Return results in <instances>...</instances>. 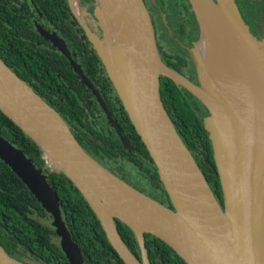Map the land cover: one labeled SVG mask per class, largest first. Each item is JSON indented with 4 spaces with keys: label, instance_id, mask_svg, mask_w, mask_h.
<instances>
[{
    "label": "water",
    "instance_id": "obj_1",
    "mask_svg": "<svg viewBox=\"0 0 264 264\" xmlns=\"http://www.w3.org/2000/svg\"><path fill=\"white\" fill-rule=\"evenodd\" d=\"M95 1L94 16L103 37L89 31L87 35L154 161L174 209L138 191L89 155L63 117L1 58L0 110L41 148L55 171L76 186L125 264H151L145 233L161 239L187 264H264V40L258 41L250 33L235 0H188L202 34L191 50L199 77V85H195L163 62L144 0ZM216 7L224 15L230 36L220 25ZM117 17L125 25L128 46H121L110 34L109 27L114 28ZM41 32L70 57L62 39ZM203 40L207 50L215 45L234 58L242 92L239 105L226 97L207 72ZM161 76L188 90L210 112L204 123L221 178L224 208L167 113ZM215 114L228 127L227 142L219 133ZM0 158L51 214L71 264H85L62 218L59 198L42 171L1 135ZM188 167L203 180L200 188ZM199 190L209 198L200 196ZM116 219L138 236L141 261L124 242ZM0 264L26 263L0 245Z\"/></svg>",
    "mask_w": 264,
    "mask_h": 264
},
{
    "label": "trees",
    "instance_id": "obj_2",
    "mask_svg": "<svg viewBox=\"0 0 264 264\" xmlns=\"http://www.w3.org/2000/svg\"><path fill=\"white\" fill-rule=\"evenodd\" d=\"M35 1L41 7L45 17L53 22L52 24L49 21L50 25L56 28L61 35L68 40H71L72 37L78 39L77 42L69 43L70 48L74 52H78L77 48L80 46L92 48L93 44L89 38H86L84 33L71 35V30L76 29L83 32V29L66 0ZM4 2L0 0V58L22 80L28 83L37 94V84L40 85L37 74L43 79L44 82L41 81L42 83L52 80L61 83L67 76H70L73 72L71 65L66 57L57 54L56 51H49V65L45 66L44 59L38 55L35 42L42 40L49 45L51 43L39 35L34 30L33 25L31 27L28 18L26 21L12 13ZM18 2L21 5L18 7L20 12L30 7L28 0H18ZM182 4L183 0H179V3H176L175 11L178 12ZM80 36H83V38L80 39ZM94 50L95 48H92V51L86 50L82 52L79 49V52L87 56L84 69L94 70L97 75L100 74L99 68H101L104 81H107L110 85L111 82L107 73ZM79 55L80 60L84 62L85 58L81 54ZM167 66L170 67L169 65ZM172 69L176 70L174 67ZM57 73L60 75L59 78L56 75ZM161 96L178 134L205 175L215 197L218 201H221L219 202L221 203L220 205H223L224 193L214 150L208 137L205 123L198 113L201 108L205 109L207 115H210L208 108L192 93L165 76H163L161 84ZM75 101L76 99L73 97L71 90L64 88L62 100L58 101L59 108H55V110L64 120L67 119L69 123L73 121L79 126L86 125L82 120L84 117L82 108L78 107ZM119 104V123H124L122 126L130 134L129 139L152 162L145 144L129 120L120 100ZM88 129L90 130L91 127ZM93 134L99 139L93 140L90 137ZM93 134L89 132L85 136L89 135L95 149L98 147L103 151L105 148L101 145V141L105 142L102 138L106 136L99 133V131H95ZM0 135L22 150L32 160L36 168L40 169L51 183H54L55 188L53 190L59 198V203L62 201V205L67 212V223L72 238L78 244L85 263L125 264L113 249L99 220L80 191L64 174L58 171L51 173L45 169L44 153L41 148L1 110ZM95 155H98V152ZM148 171L150 170L148 169ZM153 175L157 177L156 173ZM46 216L47 212L43 205L22 179L0 158V245L10 256L22 262H24L22 255L28 254L38 257L46 264H70L63 251L52 243L51 233L53 230L42 222ZM122 224L129 235L124 242L134 256L140 260L136 256L140 252V244L135 233L127 225ZM147 240L151 264H187L171 247L159 238L147 235Z\"/></svg>",
    "mask_w": 264,
    "mask_h": 264
},
{
    "label": "flooded vegetation",
    "instance_id": "obj_3",
    "mask_svg": "<svg viewBox=\"0 0 264 264\" xmlns=\"http://www.w3.org/2000/svg\"><path fill=\"white\" fill-rule=\"evenodd\" d=\"M3 1H5L4 4L8 6L9 10L12 13L16 14L19 17H22L24 20L28 18L31 27L33 25L34 30L39 35L43 36L49 43H51L50 46L49 44L43 42L42 40L40 41L37 40L35 42L38 55H40L39 56L40 58L44 59V62L46 64L45 66L49 65L48 64L49 62L48 58L50 57L49 51H53V52L56 51L57 54L66 57L68 63L71 65L73 69L74 73L72 72V74L70 76H67V78L64 79L61 83L55 82L54 80L50 82L42 83L44 82L43 79L41 78L40 75L37 74V79L40 80L39 82L40 85L37 84V91L39 96L42 97L45 102H47L50 106H52L55 109V108H59L58 101L62 100L63 89L64 88L70 89L73 94V97L76 99L75 102L77 103L78 107L82 108V111L84 113V117L82 120L86 125L79 126L77 123H73V121L69 123L67 119L65 120L67 121L71 131L73 132L74 136L77 138L81 146L84 148V150L93 158H95L100 164L106 167L109 171H111L116 176H118L119 178L130 184L138 191L160 202L161 204L171 209H174L170 201V198L163 186V183L160 180L158 170L154 161L152 160L151 162L150 159L145 155V153H143L141 149H138L136 147L135 143H133L129 139L130 134L124 130L122 126L124 123L122 122L119 123L120 121L119 111H118L120 108L119 100L122 106L123 103L115 89L113 82L111 81L108 75L104 63L102 62L96 50L94 51L98 59H100L103 69L107 73V76L111 82L110 85L108 84L107 81H104L103 70L101 68H99L100 74L97 75L95 74L94 70L89 71L88 69L87 70L84 69L87 56L79 52V49L82 50V52H85L86 50L92 51V48L94 49L93 45L92 48L86 46H80L79 48H77L78 52H74V50L70 48L69 43L77 42L78 39L76 37H72L71 40H68L66 37L61 35L56 28L51 26L49 21L52 24L53 22L45 17L44 12L42 11L41 7L36 3L35 0H28L30 7H28L26 10H23V12H20L18 9V7L21 6L18 0H1V2ZM66 1L69 4V7L73 12V14L76 16L77 21L80 24L81 28L83 29V32L76 29L71 30L73 32V33L71 32V35L72 34L81 35L84 33V35L88 39L89 37L87 35V32L89 31L92 32L95 36L102 38L103 31L99 25V22L95 19L94 16L96 1L95 0H66ZM144 1L151 14L152 22L155 29L156 39H157V45L163 62L172 68L173 67L176 68L177 72H179L182 76L188 79L191 83L195 85H199L198 72L194 65L191 50L194 48L195 44H197L196 34L200 31V26L195 14L192 11L191 5L189 4L188 0H183V4L178 9V12L175 11L174 14H172L167 9L168 11L167 15L170 18L169 17L166 18L165 15L162 13L163 12L162 7L161 9L158 8V5L161 2H163V0H155V4L153 0H144ZM176 3H179V0H176ZM238 6L243 13L244 19L250 25L251 30L254 34L253 36H255L257 40L260 41L264 40V36L262 35L259 36L260 33L263 32L264 30V11L261 12L262 13L260 16L261 18L257 16V13L259 12V7L256 4V0H245V2L238 0ZM246 7L252 8L255 14L253 15L246 12L245 11ZM170 27L173 29L174 34L173 32L172 33L170 32L171 31ZM41 29L50 34H56L60 39H62L66 46V49L68 50L70 57L67 56L61 49L56 47L53 42L48 40L46 36L41 32ZM82 38L83 36H80V39ZM79 54H81L82 57L85 58L84 62L80 60ZM76 67H79L80 71H78ZM56 75L58 78L60 77L59 73H57ZM162 80H163V76L161 77V84H162ZM198 113L200 118L204 122L205 118L208 116L205 112V109L200 108ZM90 127L92 131H90L91 129L90 130L88 129ZM95 131H99V133L106 136L105 138H102L104 139L105 142L101 141V145L105 148L103 151L100 150L98 147L97 149H95L94 144L91 141V138L93 140L99 139L95 137L96 135L93 134V132ZM85 132L86 133L91 132L93 135H90L91 138H89V135L85 136L86 134ZM207 134L209 137L208 132ZM123 137L125 138L126 141L123 140L124 139ZM105 139L110 142H107ZM96 152H98V155H95ZM44 167L51 173L56 172L55 170H51L48 167L46 161H44ZM148 169L150 171H148ZM154 173L157 174V177L153 175ZM65 183L68 185L67 182ZM49 184L52 188H55L54 183H51L50 180H49ZM219 202L221 201L219 200ZM222 204L223 205L221 206L224 208V203L222 202ZM60 210H61L62 218L68 230L70 231L67 223V212L62 205V201H60ZM46 212H47V216L42 220V222L47 226H49L51 230H53V232L51 233L52 243L63 251L61 247L60 237L57 235L56 230L53 227V221H54L53 217L47 210ZM116 226L118 227V230L123 240L125 241V239L129 237V235L127 234L123 224L118 219H116ZM133 233L135 232L133 231ZM147 235H152V234L145 233L144 235L147 254L151 260V257L147 249V241H148ZM135 236L137 238V241L139 242L136 233ZM139 249L140 252L137 253L138 255L136 253L135 254L136 256H138V258H140V260H142L143 254H142L141 246H139ZM28 259L37 260L42 264H46L36 256H32V255L30 256L28 254L22 255V260L24 262H26L27 264H33L28 262ZM69 263L71 264V262Z\"/></svg>",
    "mask_w": 264,
    "mask_h": 264
},
{
    "label": "bare ground",
    "instance_id": "obj_4",
    "mask_svg": "<svg viewBox=\"0 0 264 264\" xmlns=\"http://www.w3.org/2000/svg\"><path fill=\"white\" fill-rule=\"evenodd\" d=\"M216 9V14L218 16L220 25L225 29L228 36H230L224 15L220 11V9H218L217 7ZM109 30L112 38H114L121 46L129 45V41L127 39V31L125 30V25L120 17H117V19L115 18L114 28L110 26ZM203 47L204 64L213 82L226 95L227 98L233 99L235 102L234 104L239 105V101L242 98V92L240 79L238 77V71L236 69V66L234 65V58L232 56L222 54L215 47V45L213 46L212 50H207V47H205L204 44V40ZM244 111L246 112L245 109ZM215 123L218 127L219 133L221 134L223 141L227 142L229 133L226 123L220 117H218L217 114H215ZM188 170L191 174L194 175L196 183L200 188L203 180L200 179L197 174H195L193 169H190L188 167ZM199 195L209 198V195L202 190H199ZM139 231L141 230L139 229Z\"/></svg>",
    "mask_w": 264,
    "mask_h": 264
},
{
    "label": "rangeland",
    "instance_id": "obj_5",
    "mask_svg": "<svg viewBox=\"0 0 264 264\" xmlns=\"http://www.w3.org/2000/svg\"><path fill=\"white\" fill-rule=\"evenodd\" d=\"M236 1V3H237V6H238V0H235ZM242 2H245V0H241ZM159 4V3H158ZM256 4L258 5V7H259V12L257 13V16L258 17H260L261 16V12H263L264 11V0H256ZM161 7H162V9H163V14L165 15V17L166 18H168L169 16L167 15V12L168 11H170L172 14H174L175 13V7H176V0H165V2L163 1V2H161L159 5H158V8L159 9H161ZM252 7V6H251ZM167 9H168V11H167ZM238 9H239V13H240V15H241V18H242V20L245 22V24L248 26V28H249V31H250V33L252 34V35H254L253 34V32H252V30H251V27H250V25L246 22V20L244 19V16H243V13H242V11H241V9L239 8V6H238ZM246 12H248L249 14H255L254 13V10L252 9V8H248V7H246V10H245ZM169 12V13H170ZM256 16V17H257ZM170 18V17H169ZM261 18V17H260ZM170 32L172 33L173 32V34H174V31H173V29L170 27ZM197 38H196V43H200V41H201V36H202V34H201V31H199L197 34ZM264 36V30H263V32H261L260 33V35L259 36ZM258 41H260V40H258ZM263 41V40H262ZM176 46V45H175ZM28 262H30V263H33V264H42L41 262H39V261H37V260H29L28 259Z\"/></svg>",
    "mask_w": 264,
    "mask_h": 264
},
{
    "label": "built area",
    "instance_id": "obj_6",
    "mask_svg": "<svg viewBox=\"0 0 264 264\" xmlns=\"http://www.w3.org/2000/svg\"><path fill=\"white\" fill-rule=\"evenodd\" d=\"M43 159L44 161L47 162V165L48 167L51 169V170H55V168L53 167V164L46 158V156L43 155Z\"/></svg>",
    "mask_w": 264,
    "mask_h": 264
}]
</instances>
